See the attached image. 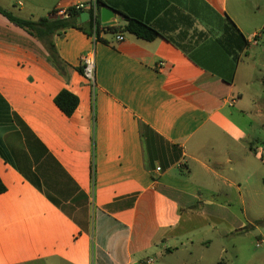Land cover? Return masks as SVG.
Listing matches in <instances>:
<instances>
[{
	"label": "crops",
	"instance_id": "1",
	"mask_svg": "<svg viewBox=\"0 0 264 264\" xmlns=\"http://www.w3.org/2000/svg\"><path fill=\"white\" fill-rule=\"evenodd\" d=\"M93 1L0 7L37 22ZM103 1L116 32H55L61 66L0 13V264H190L176 254L192 219L211 224L196 241L227 264L243 238L264 243V4ZM124 15L160 36L127 32ZM92 50L95 90L81 72ZM64 90L79 100L70 117Z\"/></svg>",
	"mask_w": 264,
	"mask_h": 264
},
{
	"label": "trees",
	"instance_id": "2",
	"mask_svg": "<svg viewBox=\"0 0 264 264\" xmlns=\"http://www.w3.org/2000/svg\"><path fill=\"white\" fill-rule=\"evenodd\" d=\"M98 9L100 10L102 6H105L103 0H96ZM0 13L4 15L11 23L26 31L31 36L39 39L47 49L51 60L58 66H61L62 62L58 55L57 49L53 41L50 39L52 35L59 30H66L69 28L77 29L93 37L94 35L97 38V41H101L100 33L102 30V24L98 18L96 23L93 20H90L87 23H79L77 21L78 14L70 11V16L68 18H43L40 21H31L25 20L15 16L13 13L2 9L0 7ZM125 20L127 21L126 31L137 36L140 39L152 41L156 39L160 34L147 23L124 15ZM108 31L116 32L114 27L107 26L105 27ZM82 72V70H81ZM56 105L67 115L72 116L76 111L79 100L72 93L64 90L55 98ZM6 192V186L0 178V194ZM257 225L264 226V222L258 221Z\"/></svg>",
	"mask_w": 264,
	"mask_h": 264
},
{
	"label": "rangeland",
	"instance_id": "3",
	"mask_svg": "<svg viewBox=\"0 0 264 264\" xmlns=\"http://www.w3.org/2000/svg\"><path fill=\"white\" fill-rule=\"evenodd\" d=\"M258 1V0H256ZM262 4H264V0H259ZM264 6V5H263ZM264 34V31H263ZM259 40V53H257L259 58H264V37ZM260 68L264 72V60H261L259 63ZM264 120V118H263ZM260 135L262 139L264 140V131L260 130ZM264 144L262 143L261 146ZM211 229V224L209 223H203L202 221L192 219V221L187 222L184 224V234L186 239H188V251L187 250H181L176 255H180V261H182L185 258V261H189L190 264H195V260H199L200 257L203 255L205 256L207 261H204V264H215V262H211L210 258L213 257L212 255L216 253L217 246L213 247H201L197 237L201 234H203L205 231H208ZM209 240H211V234L209 235ZM194 241V246H189L190 242ZM258 245V248L256 246ZM241 246L243 248V252L240 253L239 257H234L230 253L225 254V261L227 264H250V261L253 259H262L264 256V243H262L260 238H253V239H245L243 238L241 240ZM192 253V255L190 254ZM170 263L173 261V258H170ZM196 260V262H197Z\"/></svg>",
	"mask_w": 264,
	"mask_h": 264
},
{
	"label": "built area",
	"instance_id": "4",
	"mask_svg": "<svg viewBox=\"0 0 264 264\" xmlns=\"http://www.w3.org/2000/svg\"><path fill=\"white\" fill-rule=\"evenodd\" d=\"M70 11L73 13H76L80 15L82 12H89L91 14V19L95 23L97 19H100V10L98 9L96 0L90 3H84V4H77L74 7L70 9H57L52 13V16L54 18H68L70 16ZM107 27V26H105ZM94 42H97V38L94 35L91 37ZM117 41L122 42L124 41V37L121 35H118L116 37ZM81 65H82V75L86 81L90 83L92 88L95 90L96 88V67H95V51L92 50L90 52L85 53L82 56L81 59ZM158 171L161 169L158 168ZM153 259H149L146 261L147 264L153 263Z\"/></svg>",
	"mask_w": 264,
	"mask_h": 264
},
{
	"label": "water",
	"instance_id": "5",
	"mask_svg": "<svg viewBox=\"0 0 264 264\" xmlns=\"http://www.w3.org/2000/svg\"><path fill=\"white\" fill-rule=\"evenodd\" d=\"M118 15V13L110 8L109 6L105 5L102 6L100 9V22L104 26H110L115 23V18ZM91 19V14L89 12H82L78 18L77 21L80 23H87Z\"/></svg>",
	"mask_w": 264,
	"mask_h": 264
}]
</instances>
